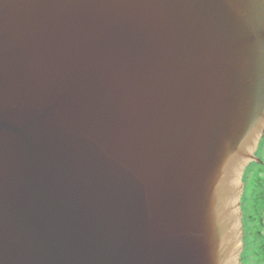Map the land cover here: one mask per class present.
<instances>
[{
	"label": "water",
	"instance_id": "95a60500",
	"mask_svg": "<svg viewBox=\"0 0 264 264\" xmlns=\"http://www.w3.org/2000/svg\"><path fill=\"white\" fill-rule=\"evenodd\" d=\"M262 33V0H0V264H240Z\"/></svg>",
	"mask_w": 264,
	"mask_h": 264
},
{
	"label": "rangeland",
	"instance_id": "374dc122",
	"mask_svg": "<svg viewBox=\"0 0 264 264\" xmlns=\"http://www.w3.org/2000/svg\"><path fill=\"white\" fill-rule=\"evenodd\" d=\"M256 157L258 162L250 164L243 175V248L240 264H264V138Z\"/></svg>",
	"mask_w": 264,
	"mask_h": 264
},
{
	"label": "snow or ice",
	"instance_id": "6c2138e0",
	"mask_svg": "<svg viewBox=\"0 0 264 264\" xmlns=\"http://www.w3.org/2000/svg\"><path fill=\"white\" fill-rule=\"evenodd\" d=\"M262 2H264V0H262ZM261 40H262V44H264V33L261 34Z\"/></svg>",
	"mask_w": 264,
	"mask_h": 264
},
{
	"label": "trees",
	"instance_id": "16d2710c",
	"mask_svg": "<svg viewBox=\"0 0 264 264\" xmlns=\"http://www.w3.org/2000/svg\"><path fill=\"white\" fill-rule=\"evenodd\" d=\"M264 138V137H263Z\"/></svg>",
	"mask_w": 264,
	"mask_h": 264
}]
</instances>
